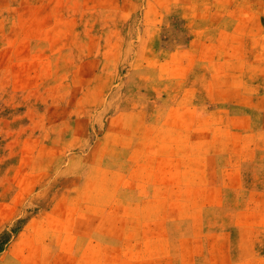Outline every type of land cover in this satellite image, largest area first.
I'll return each mask as SVG.
<instances>
[{
  "label": "rangeland",
  "instance_id": "1",
  "mask_svg": "<svg viewBox=\"0 0 264 264\" xmlns=\"http://www.w3.org/2000/svg\"><path fill=\"white\" fill-rule=\"evenodd\" d=\"M0 264H264V0H0Z\"/></svg>",
  "mask_w": 264,
  "mask_h": 264
}]
</instances>
